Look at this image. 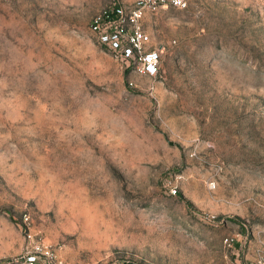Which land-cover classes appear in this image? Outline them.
<instances>
[{
    "label": "rangeland",
    "instance_id": "374dc122",
    "mask_svg": "<svg viewBox=\"0 0 264 264\" xmlns=\"http://www.w3.org/2000/svg\"><path fill=\"white\" fill-rule=\"evenodd\" d=\"M111 1L0 0V264H264V0L147 11L152 75Z\"/></svg>",
    "mask_w": 264,
    "mask_h": 264
},
{
    "label": "built area",
    "instance_id": "2783aa9c",
    "mask_svg": "<svg viewBox=\"0 0 264 264\" xmlns=\"http://www.w3.org/2000/svg\"><path fill=\"white\" fill-rule=\"evenodd\" d=\"M184 4V0H112L92 15L89 28L97 42L127 66L131 64L136 72L152 75L158 70L161 52L148 46L150 33L143 26L144 16L160 7ZM34 261V254L25 258L27 264Z\"/></svg>",
    "mask_w": 264,
    "mask_h": 264
}]
</instances>
